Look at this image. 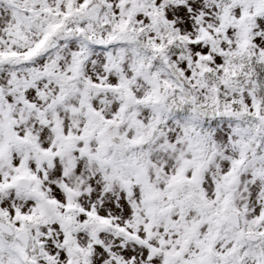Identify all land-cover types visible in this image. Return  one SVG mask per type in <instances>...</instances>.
<instances>
[{
  "label": "snow or ice",
  "instance_id": "1",
  "mask_svg": "<svg viewBox=\"0 0 264 264\" xmlns=\"http://www.w3.org/2000/svg\"><path fill=\"white\" fill-rule=\"evenodd\" d=\"M0 264H264V0H0Z\"/></svg>",
  "mask_w": 264,
  "mask_h": 264
}]
</instances>
